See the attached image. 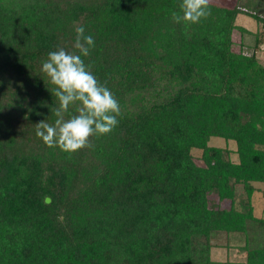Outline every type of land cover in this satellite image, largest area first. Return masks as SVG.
Masks as SVG:
<instances>
[{
  "label": "trees",
  "instance_id": "1",
  "mask_svg": "<svg viewBox=\"0 0 264 264\" xmlns=\"http://www.w3.org/2000/svg\"><path fill=\"white\" fill-rule=\"evenodd\" d=\"M181 2L0 0V264H264V65L232 49L237 16L261 18L209 0L207 19L177 24ZM78 26L122 114L70 153L35 125L59 106L42 63L75 51ZM220 232L243 261L211 258Z\"/></svg>",
  "mask_w": 264,
  "mask_h": 264
},
{
  "label": "clouds",
  "instance_id": "2",
  "mask_svg": "<svg viewBox=\"0 0 264 264\" xmlns=\"http://www.w3.org/2000/svg\"><path fill=\"white\" fill-rule=\"evenodd\" d=\"M180 11L171 13L177 23L197 24L211 15L209 0H182ZM75 51L60 47L48 53L41 72L55 85L53 95L59 102L53 124L42 120L37 123L35 134L49 148L59 147L74 153L93 147V136L110 134L119 123L121 105L114 93L93 74L91 65L85 63L95 40L83 26L75 28ZM78 105L76 114L65 118L70 107Z\"/></svg>",
  "mask_w": 264,
  "mask_h": 264
},
{
  "label": "rangeland",
  "instance_id": "3",
  "mask_svg": "<svg viewBox=\"0 0 264 264\" xmlns=\"http://www.w3.org/2000/svg\"><path fill=\"white\" fill-rule=\"evenodd\" d=\"M223 5L231 6L232 4L240 3L244 4L246 8L259 15L260 21H256L250 16L239 14L236 19V23L244 27L246 32L234 30L232 32L233 45L232 49L235 52L241 51L248 56H255L264 65V0H211ZM208 145L225 148L226 155L232 161H237L236 143L233 140L226 141L220 137H211ZM201 151L195 149L192 151L197 163L202 164L199 159ZM257 191L253 194V205L255 214L258 216H264V183H255ZM226 204V202H225ZM228 204V203H227ZM213 247L211 249V258L213 260L229 259L232 261H243L244 254L240 253L237 249L227 248L226 237L224 232H220L215 239L212 240Z\"/></svg>",
  "mask_w": 264,
  "mask_h": 264
},
{
  "label": "water",
  "instance_id": "4",
  "mask_svg": "<svg viewBox=\"0 0 264 264\" xmlns=\"http://www.w3.org/2000/svg\"><path fill=\"white\" fill-rule=\"evenodd\" d=\"M45 200H46V202H49V198H46Z\"/></svg>",
  "mask_w": 264,
  "mask_h": 264
}]
</instances>
